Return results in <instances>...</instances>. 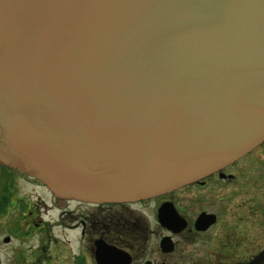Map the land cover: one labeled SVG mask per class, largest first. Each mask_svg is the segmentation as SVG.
<instances>
[{
	"label": "water",
	"instance_id": "water-1",
	"mask_svg": "<svg viewBox=\"0 0 264 264\" xmlns=\"http://www.w3.org/2000/svg\"><path fill=\"white\" fill-rule=\"evenodd\" d=\"M263 141L264 0H0V164L54 196L149 198Z\"/></svg>",
	"mask_w": 264,
	"mask_h": 264
},
{
	"label": "flooded vegetation",
	"instance_id": "flooded-vegetation-1",
	"mask_svg": "<svg viewBox=\"0 0 264 264\" xmlns=\"http://www.w3.org/2000/svg\"><path fill=\"white\" fill-rule=\"evenodd\" d=\"M241 162L264 170V141L197 181L137 201L104 203L56 197L37 179L0 165L8 173L0 187V214L7 206L14 209L24 231L57 225L75 232L74 264H264V189L249 188L256 178L240 171ZM14 176L41 192L36 202L13 188ZM259 176L264 184V171ZM39 207L44 214L57 211L55 219L38 215ZM100 246L118 249L121 257L101 259ZM39 250L24 264H35Z\"/></svg>",
	"mask_w": 264,
	"mask_h": 264
},
{
	"label": "rangeland",
	"instance_id": "rangeland-1",
	"mask_svg": "<svg viewBox=\"0 0 264 264\" xmlns=\"http://www.w3.org/2000/svg\"><path fill=\"white\" fill-rule=\"evenodd\" d=\"M241 172L247 173L250 177L256 178L253 184H249V188L256 193H262L264 184H262L259 173L263 172L262 165L255 167V165L246 164L241 162ZM3 169V168H2ZM0 170V187L8 179V173L5 170ZM240 175L239 177H243ZM16 179V180H15ZM11 184L13 188L19 191V195L27 197L31 201L36 202L41 195V192L36 190L34 187L22 184L17 178H11ZM208 187L203 189L207 191ZM17 193V192H16ZM217 193L216 195H218ZM247 192H240L239 197H246ZM27 207V206H26ZM7 206L3 213L0 214V264H24L25 259L30 257L32 250L39 249L40 257H33L35 264H74L75 254L77 253V247L79 245L78 238L75 232L61 229L57 225L48 226L39 230L31 228L27 231L22 229L24 227L22 220L19 215L14 214V209H9ZM57 211L49 210L44 214V210L39 207L37 212L45 219H55ZM18 222V223H17ZM55 222H53L54 224ZM20 224V226L18 225ZM21 224L23 226H21ZM30 228V226H29ZM9 236L10 239L7 242H3V238ZM44 238V239H43ZM17 251L21 255H17ZM27 253V255H25ZM84 253V254H83ZM73 254V255H72ZM82 255H87L83 250ZM25 255V256H24ZM53 257V258H51ZM26 263H30L26 261Z\"/></svg>",
	"mask_w": 264,
	"mask_h": 264
}]
</instances>
